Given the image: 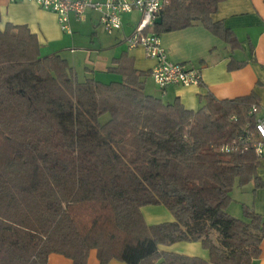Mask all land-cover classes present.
Listing matches in <instances>:
<instances>
[{"label":"trees","instance_id":"16d2710c","mask_svg":"<svg viewBox=\"0 0 264 264\" xmlns=\"http://www.w3.org/2000/svg\"><path fill=\"white\" fill-rule=\"evenodd\" d=\"M220 1L165 0L145 31L199 22L234 48L232 32L210 17ZM39 47L26 25L0 28V264H45L51 253L85 264L91 249L101 264L258 257L264 216L226 211L235 181L259 185L258 159L245 146L252 93L208 94L201 107L185 109L146 93L148 72L125 52L107 68L114 78L78 81L64 58ZM145 205H161L173 219L147 224ZM179 241H199L207 258L158 248Z\"/></svg>","mask_w":264,"mask_h":264},{"label":"crops","instance_id":"0c3cea01","mask_svg":"<svg viewBox=\"0 0 264 264\" xmlns=\"http://www.w3.org/2000/svg\"><path fill=\"white\" fill-rule=\"evenodd\" d=\"M140 16L137 11L122 14L121 28L107 34L98 24L97 13L88 11L79 19L71 15L68 23L70 32H65L60 29L53 12L39 8L32 1L0 0V28L6 23L26 25L36 35L41 55L57 54L64 58L75 76L80 69H77V65H82L80 73L83 80L94 78L103 82L114 78L113 74L107 72V68L123 52L132 58L135 69L147 71L150 76L154 61L145 57L141 47L128 48L124 42L125 36L134 29ZM210 17L213 21L222 22L238 44L230 48L221 37L211 33L199 22L158 34L167 58L200 69L201 82L191 86L171 84L162 89L156 87L148 89V94L157 96L165 103L177 99L183 108L196 110L204 104L208 94L217 99H230L252 93L255 98L253 104L258 106L255 119L264 120V0H221ZM237 62L242 65L228 67L230 63ZM257 159L255 173L258 187H254L252 181L241 186L235 181L231 186L230 193L232 191L235 197L239 194V199L235 202L231 200L226 211L235 218L244 219V207L264 216V157ZM160 209L149 205L141 207L144 221L155 224L173 219L170 212ZM158 248L176 254L207 258V251L199 241H179L159 245ZM85 260V264H101L95 249L89 251ZM46 264L73 262L66 256L51 253ZM106 264L124 262L111 259ZM251 264H264V238L260 242L259 255Z\"/></svg>","mask_w":264,"mask_h":264},{"label":"built area","instance_id":"2783aa9c","mask_svg":"<svg viewBox=\"0 0 264 264\" xmlns=\"http://www.w3.org/2000/svg\"><path fill=\"white\" fill-rule=\"evenodd\" d=\"M18 1V0H10ZM39 8L51 11L56 15L58 25L62 31L70 32V16L79 19L88 11L98 15V24L103 32L112 34L122 26V14L133 11L140 13V19L133 30L124 38L128 48L141 47L145 57L154 61L150 69V77L158 88H165L175 84L181 86L198 85L201 82L200 69L189 67L182 63L172 62L160 45L158 34L146 32L155 20L157 13L165 0H28ZM258 110L252 104L248 114H255ZM246 145L253 149L258 158L264 157V120L255 119L251 130L246 131ZM231 148H225L229 151ZM44 264V263H43ZM46 264V263H45Z\"/></svg>","mask_w":264,"mask_h":264},{"label":"rangeland","instance_id":"374dc122","mask_svg":"<svg viewBox=\"0 0 264 264\" xmlns=\"http://www.w3.org/2000/svg\"><path fill=\"white\" fill-rule=\"evenodd\" d=\"M78 68H80L79 69V71L78 72H76L77 73V75L75 76V77H77V79H79V81H81V80H83V76L81 75V70L83 69L82 68V65H77V69ZM76 69V70H77ZM105 81H109V80H105ZM144 84V91L146 92V93H148L149 91H148V89H153V88H156L157 86L156 85H154V82H153V80H152V78L150 77V76H147L146 78H145V82L143 83ZM108 117H109V115L107 114V113H104V114H102L100 117H99V122H101V123H103V122H105L107 119H108ZM230 195H231V200H232V202H235V201H238L237 199H239V194L238 195H236L237 197H235L234 196V193H232V191H231V193H230ZM237 204H235V206H236ZM148 206V205H147ZM149 206H152L153 208H161L160 210H163V212H170V211H168L167 209H165V207H157L156 205H149ZM212 238H213V241L214 242H216L215 241V239H216V236H215V234H213L212 233Z\"/></svg>","mask_w":264,"mask_h":264}]
</instances>
